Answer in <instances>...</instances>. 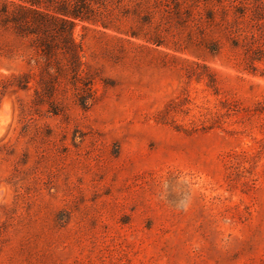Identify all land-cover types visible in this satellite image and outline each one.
<instances>
[{"label":"rangeland","instance_id":"374dc122","mask_svg":"<svg viewBox=\"0 0 264 264\" xmlns=\"http://www.w3.org/2000/svg\"><path fill=\"white\" fill-rule=\"evenodd\" d=\"M72 31L84 109L0 36V264H264V79Z\"/></svg>","mask_w":264,"mask_h":264},{"label":"trees","instance_id":"16d2710c","mask_svg":"<svg viewBox=\"0 0 264 264\" xmlns=\"http://www.w3.org/2000/svg\"><path fill=\"white\" fill-rule=\"evenodd\" d=\"M76 22L104 36L110 30L137 38L148 52L163 47L172 54H161L173 59L179 52L204 61L202 55L227 46L232 67L264 79V0H0V36L35 51L44 74L39 87L54 107L51 97L61 85H70L83 109L92 96L82 45L73 37ZM253 113L264 116V98Z\"/></svg>","mask_w":264,"mask_h":264}]
</instances>
